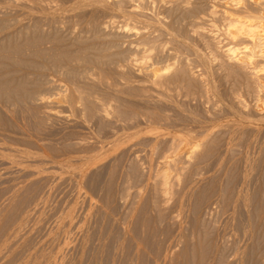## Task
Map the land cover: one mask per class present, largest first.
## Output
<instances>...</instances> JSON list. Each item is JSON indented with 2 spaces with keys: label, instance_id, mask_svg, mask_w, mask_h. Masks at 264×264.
<instances>
[{
  "label": "rangeland",
  "instance_id": "obj_1",
  "mask_svg": "<svg viewBox=\"0 0 264 264\" xmlns=\"http://www.w3.org/2000/svg\"><path fill=\"white\" fill-rule=\"evenodd\" d=\"M238 1L0 0V264H264Z\"/></svg>",
  "mask_w": 264,
  "mask_h": 264
},
{
  "label": "bare ground",
  "instance_id": "obj_2",
  "mask_svg": "<svg viewBox=\"0 0 264 264\" xmlns=\"http://www.w3.org/2000/svg\"><path fill=\"white\" fill-rule=\"evenodd\" d=\"M229 1L235 2L234 5H236V7H234V9L239 8L237 6V4H239L238 0ZM249 1L250 4L256 5V9L251 10L252 8H244L242 12L239 11L242 15H240L241 17L237 16V18L233 19V14L230 13L227 16V12H223V15L227 16L229 18L228 20H230L229 26L233 29L231 30L233 31L231 34H233L234 37L243 36L246 41L242 47L244 51L241 54L243 56L230 49L228 50L227 57L229 61L236 63V65L239 64L247 70L251 79L254 80V83H252L254 84V93L256 95V101H259V97L264 93V0Z\"/></svg>",
  "mask_w": 264,
  "mask_h": 264
}]
</instances>
